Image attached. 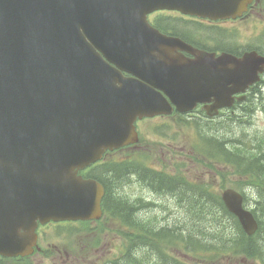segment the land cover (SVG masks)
Wrapping results in <instances>:
<instances>
[{"label":"water","instance_id":"obj_1","mask_svg":"<svg viewBox=\"0 0 264 264\" xmlns=\"http://www.w3.org/2000/svg\"><path fill=\"white\" fill-rule=\"evenodd\" d=\"M249 1L0 0L1 256L29 254L37 220L98 217L103 188L76 172L136 142V118L199 103H212V115L264 69L254 52L214 57L164 37L146 15L176 9L216 20ZM221 198L254 233L242 196L227 189Z\"/></svg>","mask_w":264,"mask_h":264},{"label":"trees","instance_id":"obj_2","mask_svg":"<svg viewBox=\"0 0 264 264\" xmlns=\"http://www.w3.org/2000/svg\"><path fill=\"white\" fill-rule=\"evenodd\" d=\"M208 140V146L213 153L210 156L213 159H218L227 168H232L235 174L243 180L235 187L246 197V201L249 199L246 190L254 194L251 212L258 221L259 228L256 236L260 237L258 239L250 238L243 233L236 219L225 209L219 194L212 193L204 186H192L187 183L185 189L187 195L186 213L190 218H188L185 229L187 239L183 244L187 251L198 253L200 258L207 260L214 257L212 255L214 252H229L255 259L262 257L264 256V142H261L262 139L259 141L244 140L242 135L237 137L233 144L222 136L217 140L212 138ZM134 165L129 163L112 164L107 166L105 172L103 169V173H98L96 176L97 179L105 182L106 192L103 204L107 212L122 220L130 231L138 230L139 232V237L130 235L129 247L123 257L124 262L127 260L125 264H135L131 257L138 245L147 246V243L152 242L154 243L153 247L158 250L161 245H166L165 242L169 237L168 233H170L169 230L162 234L152 233L148 224H137L132 220L135 213L134 204L114 192L117 184L125 183L129 175L134 172ZM137 172H142L147 176L142 179L155 192L173 193L178 188L179 182L175 181L173 177L143 169V167H139ZM206 225L211 227L209 232L206 231ZM172 233L174 232L172 231ZM222 235H226L228 239H222ZM169 242L173 244L179 241L171 239ZM158 257L153 263L144 259L139 260L136 264H174L172 260L166 263L167 255L161 254Z\"/></svg>","mask_w":264,"mask_h":264},{"label":"rangeland","instance_id":"obj_3","mask_svg":"<svg viewBox=\"0 0 264 264\" xmlns=\"http://www.w3.org/2000/svg\"><path fill=\"white\" fill-rule=\"evenodd\" d=\"M228 26H235L234 24H228ZM238 27V24H236ZM236 27V28H237ZM248 37V33L245 32L242 28H239L236 32V38L239 40H244ZM264 90V86L261 87ZM262 100H256L254 102L253 108L256 109L252 115H248V110L245 112H241V108L235 111L234 115L237 118H242L240 121L235 122H227L229 117V113L226 112L222 116H220L217 121L215 122H205L203 121L204 118L200 115L197 117L191 118L188 117V121H198L204 127L202 129L196 130L195 127L189 126L181 122H175L171 124V127L167 128V131L164 135H162L161 130L154 131V135L150 131L153 129L154 125H161L162 120L155 119L149 122H141L138 126L142 130L141 133V144H148L150 147V152L148 149L144 152L140 153L139 159L142 161H147L146 164L150 167H153L155 171L161 170L162 172H169L173 171V168L177 169L178 163L176 161L169 162L170 153H168V144L172 142V140H176L178 142L181 139L185 145V156L186 158V168L182 169L183 174L185 175L186 179L189 181L196 183L202 182L204 184H211L212 185V192L214 194L220 193L222 190L221 188H234L243 180L235 174L232 168L224 166L222 163L219 162L218 159H212L215 164L213 169L217 171V177L211 178L210 175L205 176L203 175V170L200 163H198L197 159V152L199 150L198 146L201 145L200 140L198 139V135L206 136L205 138L208 139H215L217 140L219 137H224L227 140H235L240 135L243 136L244 140H257L260 139L261 142H264V96L262 94ZM200 118V120H197ZM155 130V129H154ZM162 135V136H161ZM221 135V136H220ZM198 146H195V145ZM115 156L117 157H128L130 160H133V157L138 155L137 150L134 148L124 149L123 151L115 152ZM120 160V159H119ZM207 167H211V162L207 163ZM210 170V169H208ZM223 172V173H220ZM183 176V175H182ZM116 192V190H115ZM247 194H249V199L246 201L247 208L252 209L253 207V200L254 194L246 190ZM119 195L125 199H129L130 201H136L138 205H143L144 208H141L137 213V221L142 224H148L150 229L154 230V228H158L165 225H170V228H173V223H177L178 220L181 223L178 226L183 227L187 222L183 223L184 220V212L182 209L177 207V204L171 205L167 202V199L161 197V194L157 193H149L147 191H143L138 188V185L132 183V180H128V183L124 185V188L120 190ZM81 226H77L74 230L73 235H59L52 232V230H47L46 238L42 237L41 239V246L44 249H49L50 251H54L56 249L64 250L66 252H75L76 254H80L83 251V246L87 244L90 246L93 244V239L95 240L97 249L101 250L102 253H106V247L103 246V240L105 233L97 234L95 231H88L86 229L80 228ZM211 227L206 225V231L209 232ZM213 230V229H212ZM77 231V232H76ZM112 235V234H107ZM81 246V247H78ZM76 247V249H75ZM73 249V250H72ZM109 251V249H108ZM175 255L181 254L182 257L191 262H200L197 260L196 257L192 255H187L184 251L174 250ZM49 256V255H48ZM101 257L100 254L93 255L90 258V261H95L92 264H100L98 260ZM37 255L32 256L29 261L35 262L37 259ZM251 261V260H249ZM247 261L245 264H250ZM5 264H8L6 262ZM43 264H56L54 260H45ZM217 264H236V261L231 259H224L219 261ZM257 264V263H254Z\"/></svg>","mask_w":264,"mask_h":264},{"label":"flooded vegetation","instance_id":"obj_4","mask_svg":"<svg viewBox=\"0 0 264 264\" xmlns=\"http://www.w3.org/2000/svg\"><path fill=\"white\" fill-rule=\"evenodd\" d=\"M153 19H160L163 21L164 30H162L167 35L178 37L185 41L187 44L192 47L207 52H214L218 55L220 52H227L236 57H241L245 52L256 51L260 55L264 56V0H252L248 5L246 12L236 19H226V20H217L210 21L208 19H198L195 17L184 16L175 11H159L151 14ZM235 26H228V24H234ZM238 24V27L236 26ZM237 27V28H236ZM200 28H205V31L200 30ZM239 28H242L245 32L248 33V37L244 40H239L236 38V32ZM186 57L191 58V55L183 53ZM264 86V72L262 73L260 80L255 85L249 87L244 93L242 101H239L241 94L234 95V104L230 108L229 113L233 114L234 109L240 107V103L250 99L249 97L253 96L255 92H259L264 96V90L261 88ZM223 110L218 114V116L213 118H207L206 111L199 106L198 110L195 111L190 117L194 118L198 115L204 118L205 122H215L220 117L221 114H224ZM174 116V115H173ZM163 118V117H160ZM200 119V118H199ZM177 140V139H176ZM172 140L168 144V153H170L169 162L176 161L180 170L185 169L186 166V156H185V145L184 142L179 139L178 142ZM138 154L144 152L148 149L150 152L149 145L137 146ZM123 161V160H121ZM116 160V157L111 156L110 154H105L101 161L98 163L86 168L79 173L84 178H91L92 172L98 169H104L106 171L107 165L112 162H121ZM147 168L153 169L148 166ZM137 169L139 166L134 167V173L136 184L139 185V178L142 179L137 174ZM173 171H176L173 168ZM136 173V174H135ZM91 175V176H90ZM139 177V178H138ZM181 178V177H179ZM179 184H182L179 180ZM72 223H48L45 225H38L37 227V236L42 239L46 238L47 230L49 226L55 228L71 226ZM65 234L64 232L59 233V235ZM58 235V236H59ZM110 253V252H107ZM40 257H38L34 264H43L45 260H54L56 264H92L95 261H90V257H85L83 254H76L75 252H66L64 250L56 249L51 251V254H48L44 251H40ZM245 263V261H236V264Z\"/></svg>","mask_w":264,"mask_h":264}]
</instances>
